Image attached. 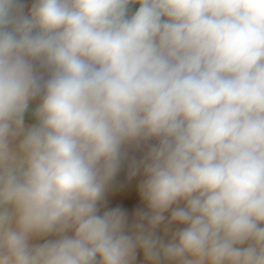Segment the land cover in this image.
<instances>
[{"label":"clouds","instance_id":"obj_1","mask_svg":"<svg viewBox=\"0 0 264 264\" xmlns=\"http://www.w3.org/2000/svg\"><path fill=\"white\" fill-rule=\"evenodd\" d=\"M138 254L264 264V0H0V264Z\"/></svg>","mask_w":264,"mask_h":264},{"label":"crops","instance_id":"obj_2","mask_svg":"<svg viewBox=\"0 0 264 264\" xmlns=\"http://www.w3.org/2000/svg\"><path fill=\"white\" fill-rule=\"evenodd\" d=\"M25 4V11L27 12L34 0H23ZM138 5H131L130 12L135 11ZM35 106V102L33 104ZM28 122H31L32 118L30 114L26 117ZM143 155V150H134L129 152L128 160L122 165L120 171L117 173L113 182L109 186L108 191L105 194V202L101 208V212L120 207L124 209L129 217V221L132 222L135 218L137 211L147 210L146 204L139 197V185L144 179L142 173H138L136 176H130L129 161L132 158L139 159ZM141 256H137V264H140Z\"/></svg>","mask_w":264,"mask_h":264}]
</instances>
